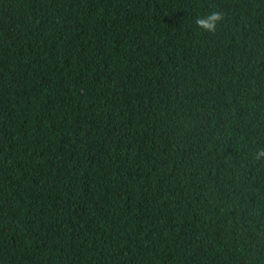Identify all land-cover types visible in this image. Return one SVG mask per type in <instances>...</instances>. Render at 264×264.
I'll return each instance as SVG.
<instances>
[{
  "label": "trees",
  "instance_id": "1",
  "mask_svg": "<svg viewBox=\"0 0 264 264\" xmlns=\"http://www.w3.org/2000/svg\"><path fill=\"white\" fill-rule=\"evenodd\" d=\"M261 148L264 0H0V264H264Z\"/></svg>",
  "mask_w": 264,
  "mask_h": 264
},
{
  "label": "clouds",
  "instance_id": "2",
  "mask_svg": "<svg viewBox=\"0 0 264 264\" xmlns=\"http://www.w3.org/2000/svg\"><path fill=\"white\" fill-rule=\"evenodd\" d=\"M223 20V14L218 11H212L206 16H198L194 23L199 29L207 33H214L218 24ZM255 161H264V148L258 149L254 154Z\"/></svg>",
  "mask_w": 264,
  "mask_h": 264
}]
</instances>
